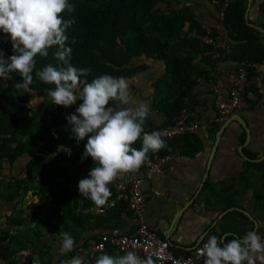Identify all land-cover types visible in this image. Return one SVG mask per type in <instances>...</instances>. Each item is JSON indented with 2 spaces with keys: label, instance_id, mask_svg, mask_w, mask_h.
Wrapping results in <instances>:
<instances>
[{
  "label": "trees",
  "instance_id": "trees-1",
  "mask_svg": "<svg viewBox=\"0 0 264 264\" xmlns=\"http://www.w3.org/2000/svg\"><path fill=\"white\" fill-rule=\"evenodd\" d=\"M69 3L75 6V11L62 15L65 19L75 18V23L66 31L67 44L73 50L71 63L92 70L87 77L89 82L102 74L133 78L147 68L143 58L159 59L165 64L164 73L155 83L151 106L160 107L168 116L162 126L173 124L184 109L194 110L196 93L193 90L198 86V78L212 79L220 61L237 62V67L247 65L250 76L258 64L264 63V32L248 24L245 18L248 0H235L225 11L223 40L228 42L229 49L217 42L216 30L211 33L214 41H207L210 33L187 0H69ZM256 3H259L264 28V0H255ZM73 37L75 43H72ZM5 41V34L0 33V50L7 58L14 53L11 43ZM54 50L49 51L47 58H36L37 69L47 64L56 66ZM22 82L23 78L16 72L10 74V79L0 78V197L13 203L23 202L30 190L38 196L39 200L29 205L30 211L25 215L31 222H37L33 228L37 241L35 244L26 235L12 234L9 227L19 225L25 218L20 214L16 215L18 218L9 217L0 233V257L7 260L6 264H19L12 257L30 242L38 249L44 246L40 226L51 227L57 233L76 232L81 218L87 216L82 209L91 203L88 199L85 203L78 191V181L93 166L91 157L81 163L87 139L77 143L66 120L80 101L71 107L58 106L47 95L54 86L34 76L30 85L32 94H22L23 90L16 87ZM155 128L145 122V131ZM187 135L164 139L169 146ZM60 145L71 149L70 157L63 150L57 151ZM133 147L140 148L141 142L138 140ZM166 152L155 154L169 153ZM155 154L149 153L148 158ZM20 159L24 162L23 171L6 175L5 164L12 168ZM117 196L118 192L112 191L109 203ZM129 196L128 191L127 200L120 203L122 207L128 204ZM61 200L63 206H54ZM16 210L24 211L18 207ZM73 238L76 243L74 235ZM77 249L65 258L74 257ZM40 252L42 256L45 253Z\"/></svg>",
  "mask_w": 264,
  "mask_h": 264
},
{
  "label": "crops",
  "instance_id": "crops-1",
  "mask_svg": "<svg viewBox=\"0 0 264 264\" xmlns=\"http://www.w3.org/2000/svg\"><path fill=\"white\" fill-rule=\"evenodd\" d=\"M187 1L203 24L214 25L218 22L213 0ZM254 1L249 11V21L261 26L259 3L254 5ZM142 61L147 68L128 81L134 100L144 101L152 106L155 83L164 73L165 64L159 59L143 58ZM237 66V62L222 60L212 79L198 78V86L193 90L196 93L193 106L194 110H198V121L203 127L160 150L172 153L174 158L164 166L162 172L143 183L147 196V224L158 235L169 240L172 249L180 255L192 253L211 235H217L227 242L242 238L251 230L264 237V63L258 64L256 71L251 73V85L245 93L249 107L236 109L223 122L217 120L219 102L229 99L228 72ZM151 109L146 124L153 127L164 125L162 123L168 119L165 111L157 106ZM216 124H219L218 128L215 127ZM23 164V159L12 165V168L5 164V174L10 176L13 171L17 175L23 171ZM144 167L143 164L137 172L118 177L110 185V189L114 188L112 191L118 192V196L112 199L116 202L115 206L101 209L91 202L82 209L87 216L81 218L76 232L72 231L71 235L77 239L74 248L87 247L113 229L126 234L137 230L138 221L128 204L123 207L120 205L127 200L125 195L128 191L119 190L117 184L133 175H143ZM82 199L86 203V199ZM38 200L32 190L23 202L9 203L0 197V233L6 228L9 217L16 218L20 214L25 218L24 222L10 226L9 230L12 234L32 238L36 244L33 228L37 222H31L25 215L30 211L29 205ZM56 205L63 206V200L54 204ZM16 207L23 208V213L16 210ZM59 223L61 225L62 221ZM39 233L44 246L38 249L30 242L27 247L19 249L12 257L13 260H17L19 264H31V261L33 264H54L69 255V252H59L58 237L61 232L57 233L48 226H40ZM40 250L45 252L43 256ZM105 253L125 254L114 246H109L102 254ZM102 254L94 258L86 257L84 260L87 264H95ZM2 259L1 264H6L7 260Z\"/></svg>",
  "mask_w": 264,
  "mask_h": 264
},
{
  "label": "clouds",
  "instance_id": "clouds-1",
  "mask_svg": "<svg viewBox=\"0 0 264 264\" xmlns=\"http://www.w3.org/2000/svg\"><path fill=\"white\" fill-rule=\"evenodd\" d=\"M74 11L75 6L69 0H0V33L5 34V42L11 43L14 53L5 58L0 50V78L10 79V74L16 72L23 78L22 83L16 84L17 89H22V94H32L30 85L35 76L40 82L54 86L47 92L52 104L71 107L80 101L66 120L77 143L87 139L81 163L91 157L93 166L78 181V191L102 209L115 206V201L109 204L110 185L118 177L137 172L149 153H158L167 145L159 131H145L151 106L134 100L127 78L102 74L89 82L87 77L92 70L71 63L73 50L67 44L66 31L75 18L65 19L62 14ZM53 48L56 66L47 64L37 69L36 58H47ZM138 140L141 147H133ZM61 150L71 156L70 148L60 145L57 151ZM58 238L61 254L74 249L71 233L62 232ZM200 255L204 264H256L257 260L264 264V239L251 230L242 238L227 242L211 235ZM67 264L87 262L76 256ZM95 264H154V261L151 256L141 259L136 252L127 251L124 255L102 254Z\"/></svg>",
  "mask_w": 264,
  "mask_h": 264
},
{
  "label": "built area",
  "instance_id": "built-area-1",
  "mask_svg": "<svg viewBox=\"0 0 264 264\" xmlns=\"http://www.w3.org/2000/svg\"><path fill=\"white\" fill-rule=\"evenodd\" d=\"M235 0H213V4H218L220 7L216 11L218 22L214 25L204 23L205 28L210 33L207 37L208 42H213L214 38L211 36L213 30L218 31L217 42L225 49H229V44L223 40L225 20V11L228 5ZM251 85L249 67L247 65H240L228 72V90L229 99L226 102H219V115L217 120L223 122L228 118V115L236 109L249 107L245 93L247 87ZM263 99H264V83L262 85ZM198 110H186L174 118V123L166 126L157 127L151 131H159L162 137H174L195 133L203 126L198 121ZM174 158L172 153L155 154L148 158L144 163L143 175H133L127 180L118 182L117 188L119 190L129 191L128 206L133 212L138 221L137 230L134 233H122L118 229H113L108 234H103L99 241L90 244L87 247H79L76 251V256L83 259L86 257L94 258L102 254L109 246H114L120 251L126 253L127 251H134L141 259H146L151 256L155 264H203L204 257L200 255V250L208 239L202 241L192 253L188 255L177 254L171 247L169 240L161 237L157 232L150 229L145 220L146 209V193L143 190V183L146 179H152L156 173L163 171L164 166ZM264 239V237L262 238ZM73 257L59 260L55 264H67ZM3 259L0 258V264ZM256 262H259L257 260Z\"/></svg>",
  "mask_w": 264,
  "mask_h": 264
},
{
  "label": "water",
  "instance_id": "water-1",
  "mask_svg": "<svg viewBox=\"0 0 264 264\" xmlns=\"http://www.w3.org/2000/svg\"><path fill=\"white\" fill-rule=\"evenodd\" d=\"M252 4H253V0H248V6H247V10L245 12V18H246L249 25H251V26L257 28L258 30H261L262 32H264V28L262 26L254 24V23L249 21V11H250ZM36 259H38V257H36Z\"/></svg>",
  "mask_w": 264,
  "mask_h": 264
}]
</instances>
